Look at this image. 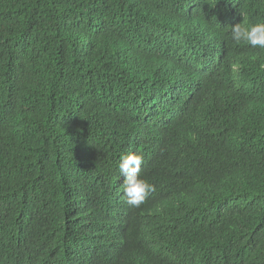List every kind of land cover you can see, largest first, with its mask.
<instances>
[{
	"label": "trees",
	"instance_id": "trees-1",
	"mask_svg": "<svg viewBox=\"0 0 264 264\" xmlns=\"http://www.w3.org/2000/svg\"><path fill=\"white\" fill-rule=\"evenodd\" d=\"M258 22L264 0H0V264H264V49L230 38Z\"/></svg>",
	"mask_w": 264,
	"mask_h": 264
},
{
	"label": "clouds",
	"instance_id": "clouds-1",
	"mask_svg": "<svg viewBox=\"0 0 264 264\" xmlns=\"http://www.w3.org/2000/svg\"><path fill=\"white\" fill-rule=\"evenodd\" d=\"M230 38L236 44L243 42L253 48L264 49V22L251 26L237 24L231 27ZM142 163L143 157L132 152L123 155L119 163V171L124 177L123 199L133 207H139L155 191L154 185L140 176V172L147 171Z\"/></svg>",
	"mask_w": 264,
	"mask_h": 264
}]
</instances>
